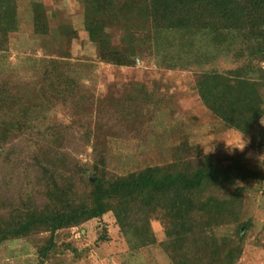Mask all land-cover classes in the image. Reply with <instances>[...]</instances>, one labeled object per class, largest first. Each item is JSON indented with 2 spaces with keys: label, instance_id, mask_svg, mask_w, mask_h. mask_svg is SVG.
Segmentation results:
<instances>
[{
  "label": "trees",
  "instance_id": "trees-1",
  "mask_svg": "<svg viewBox=\"0 0 264 264\" xmlns=\"http://www.w3.org/2000/svg\"><path fill=\"white\" fill-rule=\"evenodd\" d=\"M33 5V33L48 43L46 10ZM84 6L83 28L100 63L135 66V20L149 24L165 68L190 69L201 102L248 148L220 157L187 139L169 163L112 171L85 125H53L44 108L82 102L76 80L66 75L69 54L43 48L45 56L33 59L41 69L38 91H18L5 80L10 37L20 30L19 0H0V245L34 240L38 264H57L60 232L111 214L130 250H142L158 244L152 222L160 216L178 222L160 244L172 264H238L246 188L264 185V69L254 65L264 61V0H84ZM116 26L119 44L109 31ZM71 33L64 35L70 40ZM225 46L245 64L209 68L213 51ZM77 130L83 136L74 143ZM83 144L93 150L91 162L72 156Z\"/></svg>",
  "mask_w": 264,
  "mask_h": 264
},
{
  "label": "rangeland",
  "instance_id": "rangeland-1",
  "mask_svg": "<svg viewBox=\"0 0 264 264\" xmlns=\"http://www.w3.org/2000/svg\"><path fill=\"white\" fill-rule=\"evenodd\" d=\"M37 2L43 4L48 16L51 30L48 43L33 33V4ZM84 11V0H19L20 30L10 37L8 65L2 67L5 80L18 91L19 88L38 91L41 69L33 59L45 56L43 48L56 56L65 52L71 61L66 75L76 80L80 98L83 97L78 108L72 101L67 105L58 103L50 109L45 105V110L50 111L51 124L72 126L74 121L85 125L92 132L94 143L100 144L96 149L106 153L111 170L118 174L145 165L169 163L173 148L187 139L220 157L248 148L242 135L227 129L201 102L190 69L165 68L166 62L157 56L148 32L149 24L135 20L139 22V32L134 35L136 65L119 68L98 61L96 45L89 41L83 28ZM67 29L72 30L70 40L64 35ZM109 31L113 43L119 44V27ZM225 47L213 51L209 68L225 71L245 64L244 60L235 61L234 52ZM254 65L264 69V61H255ZM81 136L83 130H77L74 141L69 139L77 143ZM83 145L72 156L91 162L93 150ZM246 189V215L241 221L247 223L242 228L246 244L238 264H264V185L249 182ZM177 227L176 220L155 217L152 228L158 244L134 251L130 250L114 217L108 214L78 229L60 232L56 241L61 253L55 263L172 264L160 244L173 237ZM35 243L19 240L0 245V264H38Z\"/></svg>",
  "mask_w": 264,
  "mask_h": 264
},
{
  "label": "clouds",
  "instance_id": "clouds-1",
  "mask_svg": "<svg viewBox=\"0 0 264 264\" xmlns=\"http://www.w3.org/2000/svg\"><path fill=\"white\" fill-rule=\"evenodd\" d=\"M261 123L264 124V118L261 119Z\"/></svg>",
  "mask_w": 264,
  "mask_h": 264
}]
</instances>
